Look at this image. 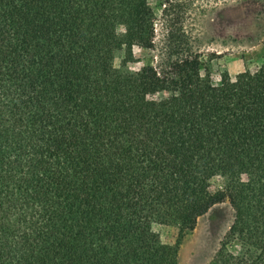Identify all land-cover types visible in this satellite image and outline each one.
<instances>
[{"label": "trees", "instance_id": "obj_1", "mask_svg": "<svg viewBox=\"0 0 264 264\" xmlns=\"http://www.w3.org/2000/svg\"><path fill=\"white\" fill-rule=\"evenodd\" d=\"M154 18L149 0H0V264H180L225 201L207 264H264V63L214 84L178 37L165 67L116 72Z\"/></svg>", "mask_w": 264, "mask_h": 264}, {"label": "rangeland", "instance_id": "obj_2", "mask_svg": "<svg viewBox=\"0 0 264 264\" xmlns=\"http://www.w3.org/2000/svg\"><path fill=\"white\" fill-rule=\"evenodd\" d=\"M154 10V47L135 41L120 44L115 51L114 70L134 72L146 65L165 67L174 60L170 49L180 41L202 61L201 72L214 84L224 75L236 80L254 73L264 63V0H149ZM120 32L124 28L120 27ZM184 35V36H182ZM212 189L224 186V179L212 180ZM234 219L229 201L215 205L200 217L196 228L183 237L180 264H207ZM152 230L164 244L175 245L180 229L176 224L153 222Z\"/></svg>", "mask_w": 264, "mask_h": 264}]
</instances>
